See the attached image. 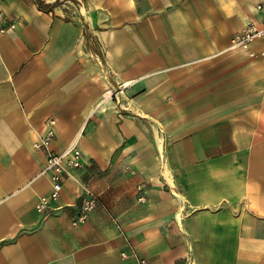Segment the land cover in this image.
I'll return each instance as SVG.
<instances>
[{"label": "crops", "instance_id": "0c3cea01", "mask_svg": "<svg viewBox=\"0 0 264 264\" xmlns=\"http://www.w3.org/2000/svg\"><path fill=\"white\" fill-rule=\"evenodd\" d=\"M37 1H0V264H264V0ZM50 120L83 164L41 216Z\"/></svg>", "mask_w": 264, "mask_h": 264}, {"label": "built area", "instance_id": "2783aa9c", "mask_svg": "<svg viewBox=\"0 0 264 264\" xmlns=\"http://www.w3.org/2000/svg\"><path fill=\"white\" fill-rule=\"evenodd\" d=\"M256 9L262 14V20L258 25L250 23L240 32L236 33L231 38L229 47L231 51H239L246 54L248 57H254L255 53L250 49L251 45L258 40L264 41V5H257ZM8 29H14V24H8L6 19L0 14V33H5ZM54 125L55 123L53 120L48 121L46 131L33 144L34 150L42 151L45 154L44 174L49 177L51 184L48 196L41 198L36 204V211L41 216L53 213L57 210L52 207V204L58 201L64 180L70 178V173L79 169L83 164V156L77 148L76 140H73L61 152H54L51 150V144L55 138ZM80 188L81 200L77 215L72 220L73 226L86 222L90 213L97 208L104 209L110 220L115 222L111 213L102 205L99 195L92 192L86 184H81ZM138 191H141L140 187ZM139 200H143V197H140ZM122 256L125 257V254H122Z\"/></svg>", "mask_w": 264, "mask_h": 264}, {"label": "trees", "instance_id": "16d2710c", "mask_svg": "<svg viewBox=\"0 0 264 264\" xmlns=\"http://www.w3.org/2000/svg\"><path fill=\"white\" fill-rule=\"evenodd\" d=\"M37 4H38V8H40V9H42V8H49V5L43 6L40 1H37Z\"/></svg>", "mask_w": 264, "mask_h": 264}, {"label": "bare ground", "instance_id": "6f19581e", "mask_svg": "<svg viewBox=\"0 0 264 264\" xmlns=\"http://www.w3.org/2000/svg\"><path fill=\"white\" fill-rule=\"evenodd\" d=\"M47 4H52L54 3V0H44ZM108 97V96H107Z\"/></svg>", "mask_w": 264, "mask_h": 264}, {"label": "rangeland", "instance_id": "374dc122", "mask_svg": "<svg viewBox=\"0 0 264 264\" xmlns=\"http://www.w3.org/2000/svg\"><path fill=\"white\" fill-rule=\"evenodd\" d=\"M40 1H41V0H40ZM41 3H42L43 6L46 5V4H45V3H46L45 1H43V2H41ZM56 4L58 5V1H56V2L54 3V5H56Z\"/></svg>", "mask_w": 264, "mask_h": 264}]
</instances>
